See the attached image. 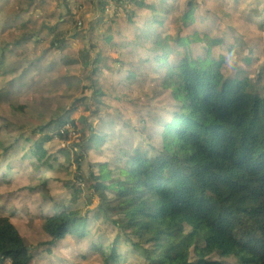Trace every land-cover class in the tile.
Wrapping results in <instances>:
<instances>
[{"label":"trees","instance_id":"16d2710c","mask_svg":"<svg viewBox=\"0 0 264 264\" xmlns=\"http://www.w3.org/2000/svg\"><path fill=\"white\" fill-rule=\"evenodd\" d=\"M0 1L7 12L14 9L0 30V40L8 41L0 46V90L20 93L41 75L54 84L71 86L86 81L87 94L80 99L89 103L81 116L82 139L75 140L85 157L83 171L76 184L61 183L73 192L83 182L82 188H90L96 198L90 200V205L97 204L95 219L118 228L123 223L119 239L106 244L89 215H82L85 205L78 204L73 194L76 208L57 202L44 219L55 242L85 240L88 252H81L84 262L98 256L103 264H129L134 258L145 264H230L226 258L240 264H264V96L252 85L250 75L254 59L264 60V51L262 57H256V47L241 37L239 27L244 22L243 3H248L246 19L264 30V0H198L197 7L189 2L174 28L165 24L179 0H131L133 6L127 12L135 28L132 31L152 51L142 49L139 53L137 47L124 45L120 63L113 65L100 53L106 49L105 42H98V33L91 31L81 37L85 43L81 54L69 56L68 40L79 34L69 32L62 14L48 12L54 0ZM119 1L129 8L128 0ZM221 4L224 11L213 25L227 32L219 39L224 42L225 54L218 56L202 43L206 33L201 36L195 30L191 38L180 34L200 17L212 21V7ZM40 18L47 23L41 34L52 38L45 51L54 52V58L46 63H42L43 54L28 55L29 44L42 42L36 30ZM146 23L152 34L141 30ZM178 36L179 44L175 41ZM212 37L216 41V35ZM227 38L230 40L225 43ZM11 52L14 59L8 65ZM132 56L138 60V75L127 69ZM259 77L264 80V66ZM123 82L133 91L139 83H154L161 91L151 101L137 98L135 110L141 120H152L158 127L152 133L134 129L148 138L143 145L115 133L132 127L129 116L121 112V107L133 100V94H120ZM29 101H40L37 109L45 110L43 91H32ZM117 108L119 112L112 110ZM58 111L56 115L48 112L41 131H66L69 111L65 115L64 109ZM6 112L11 113L12 108L0 105V117L8 115ZM90 114L110 117L94 128L85 122ZM114 126L118 128L114 130ZM110 132L119 138L113 137L111 142L118 153L113 168L104 155ZM44 141L40 139V143ZM7 142L1 140L0 133L2 154L12 151L15 156L22 150V158L29 160V148H21L18 141ZM30 155L40 161L46 156L35 149ZM11 181L9 176L0 178V191L9 190ZM37 191L49 192V183L43 182ZM33 261L23 235L0 210V264Z\"/></svg>","mask_w":264,"mask_h":264},{"label":"rangeland","instance_id":"374dc122","mask_svg":"<svg viewBox=\"0 0 264 264\" xmlns=\"http://www.w3.org/2000/svg\"><path fill=\"white\" fill-rule=\"evenodd\" d=\"M198 0H179L173 10L170 21L165 24L166 28H174L180 20V13L184 10V7L193 2L197 7ZM250 2V1H249ZM129 8H125V4L117 0H54L52 6L48 9V12L57 11L63 15L62 22L67 24L69 32H76L79 34L77 39H69L71 44V51L68 52L69 56L74 54H81L85 48V43L82 40V36H87L88 32L96 34L98 33L99 39L103 40L106 44V49L101 53L103 58H108L107 62L110 65L119 64L122 55L120 53L121 47L124 45L137 47L139 52L142 49L146 51L148 44H145L142 39L138 37V33H133V23L129 19V12L133 6L131 0H128ZM244 22L239 23V27L242 28L241 37H245L251 47H256V57H262L264 46V30H260V25L257 22H250L246 19V12L249 10L248 3H243ZM15 8L18 6L15 5ZM215 17L212 21H207L206 17H200L194 22L188 23L183 29L180 35H188L193 37L194 31L198 30L201 36L206 33L203 44H208L212 53L216 55L225 54L223 49L224 42H219L222 39L224 33L227 32L226 28H220L213 25V20L216 17H220L224 11V5H218L212 7ZM14 9L7 12L6 7L1 4L0 1V30L3 28V24L7 21V16L13 14ZM99 15V16H98ZM98 16V17H97ZM95 23V25H94ZM46 25L43 18L39 19V24L36 28L38 34L42 33L41 27ZM246 25V26H245ZM93 27V29H91ZM135 29V28H134ZM147 34H152L151 27L146 23L141 29ZM261 32L262 35H261ZM174 33V31H171ZM207 33L209 35H207ZM216 35V41L212 37ZM89 38V36L87 37ZM40 39L42 42L39 44H29V56H37L43 54L42 63L51 61L54 58V52L45 51L51 42V36H44L41 34ZM8 40V39H6ZM230 40L227 38L225 43ZM176 43H180L179 36L175 39ZM195 44L198 41H194ZM8 41H1L0 46H5ZM238 47V46H237ZM131 52H134L131 50ZM135 54V53H133ZM228 57L230 55H227ZM255 57V58H256ZM9 62L14 59L13 53L9 54ZM264 60L254 59L255 67L250 71V75L253 78L252 85H256V89L264 96V80H260L259 74L263 68ZM232 64V59L229 61V65ZM127 69L134 71L136 75L139 74L137 68H139L138 60L136 57L129 59L126 62ZM29 84L20 93L7 89L0 90V105L2 107L12 108V114L2 115L0 117V133L1 140H8L7 145L15 144L19 142L21 148L27 147L29 150L26 155L29 156V160L22 158L23 151L20 150L16 155H12L13 152L0 154V178L9 176L11 178V186L9 190L0 191V210L1 214L10 217L12 223L18 228L21 235L24 237L26 246L30 249L31 255L34 259L33 264H103L100 257L94 256L89 262H84L81 252L82 250L88 252L85 245V240L74 238L73 240L66 242H55L48 232V229L44 223V219L47 215L52 213L55 203L64 201L69 208H76L77 205L71 201L73 194L77 197L78 204L85 205L82 209V215L87 216L94 224L95 231H99L100 240L109 244L116 239H119L120 234H123L121 226L118 228L113 223L105 220L98 222L94 216L95 206L94 201L90 205V200L94 195L91 189L82 186H78L73 192L68 189L61 182L74 181L79 175L82 174V164L85 161V157L80 155V146L75 143V140L82 134V114L86 112L84 109L89 102H82L80 98H84L87 92L84 86L86 81L80 84L65 85L54 84L50 82L45 75L37 77L36 83L31 86ZM139 88L132 90L127 82H123L121 86L120 94L124 96L132 95V99L126 107H121L123 115L129 116V120L132 127L122 129H116L115 133L118 136H126L130 140L136 139L135 143L143 145L147 137L143 134L137 133L135 128H143L148 132H157L158 127L154 125L152 120L147 122L142 121L139 115L136 113V105L138 103L137 98H142L144 102L146 100H153L157 96L161 95V91L158 90L154 83L144 84L139 83ZM43 91L45 110L37 109L41 107L40 101H29V94L32 91ZM72 95L73 100H68L67 96ZM102 99V97H99ZM77 99L79 102H74ZM115 102H111V105ZM177 106V103L175 104ZM59 109H64L65 115L67 109L69 111V122L66 123L64 132L61 133L55 131H41V125L47 120L48 112L54 115L58 114ZM73 110H77L72 113ZM118 111L119 109H112ZM111 110V112H112ZM108 114L95 116L90 114L86 117L85 122L90 126L97 127L99 122L103 118H109ZM66 118V119H67ZM113 130V131H114ZM57 134L58 137H54ZM108 143L104 146V155L109 160V168H113L118 158V153L112 150V140L119 139L118 136L113 135L110 132ZM80 138L82 139V137ZM44 138V143H40V139ZM38 150L40 153H45L43 161H40L35 156L30 155L31 150ZM120 156V155H119ZM80 181V180H79ZM78 181V182H79ZM43 182L49 183V192L37 191ZM70 183H68L69 185ZM96 199V198H95ZM228 259L230 264H240L235 259ZM129 264H145L138 261L136 258L130 259ZM172 264V263H170Z\"/></svg>","mask_w":264,"mask_h":264},{"label":"built area","instance_id":"2783aa9c","mask_svg":"<svg viewBox=\"0 0 264 264\" xmlns=\"http://www.w3.org/2000/svg\"><path fill=\"white\" fill-rule=\"evenodd\" d=\"M54 137H58V135H57V134H55V135H54Z\"/></svg>","mask_w":264,"mask_h":264}]
</instances>
